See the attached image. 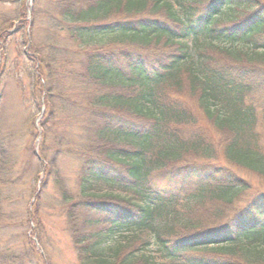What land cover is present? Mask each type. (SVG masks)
<instances>
[{
    "label": "trees",
    "instance_id": "trees-1",
    "mask_svg": "<svg viewBox=\"0 0 264 264\" xmlns=\"http://www.w3.org/2000/svg\"><path fill=\"white\" fill-rule=\"evenodd\" d=\"M26 1L0 0L16 8L0 17V64L15 48L48 111L46 181L65 150L53 136L61 110L86 134L78 190L59 188L78 264H264V190L250 195L241 176L264 184V0ZM64 37L83 46L80 73ZM4 82L0 69V111ZM41 201L21 227L37 228ZM28 233L22 263L40 264Z\"/></svg>",
    "mask_w": 264,
    "mask_h": 264
},
{
    "label": "rangeland",
    "instance_id": "rangeland-1",
    "mask_svg": "<svg viewBox=\"0 0 264 264\" xmlns=\"http://www.w3.org/2000/svg\"><path fill=\"white\" fill-rule=\"evenodd\" d=\"M41 5L43 11L47 9L46 1ZM28 7L33 5L32 0H27ZM16 8L9 5H0V17L14 16ZM32 12L28 10L27 17L30 18ZM42 28L37 31L36 43L41 45L47 41L46 28L49 27L47 21H42ZM110 43H118L112 41ZM112 44V45H114ZM63 48H68L70 52V67L75 72L80 73L81 55L75 53L82 49V45L71 42L64 37L61 44ZM7 67L4 70L1 60L0 69L5 75L3 99L0 111V162L5 164L9 178L13 184L3 186L2 195L4 201L0 199V219L6 225L0 229V264H23L21 257L28 251L22 249V240L25 232L32 238L38 255L44 260L40 264H78L75 249L73 247L66 217L62 211L59 188L65 186L72 192H77V181L79 153L76 150L77 142L86 136L85 132L80 134L78 121L67 122L66 117L71 113V108L61 110L63 116L57 121L53 136L58 141L65 144L61 153V160L58 162L57 176L53 175L46 181L45 175L38 164V154L42 141V124L45 121L47 110L44 101L36 94L33 96L30 78L27 74L23 61L16 66L18 55L15 48H11ZM78 55V56H77ZM72 56V57H71ZM31 66V65H29ZM69 82V83H68ZM79 87L78 80H75ZM68 85L70 81H66ZM81 88V87H79ZM56 102L61 103L56 100ZM61 106V104H58ZM261 145L264 148V127L261 128ZM53 136L47 143L50 147L55 145ZM73 139L74 141H71ZM69 149V151H67ZM36 156V157H35ZM252 187L251 193L255 190H264V184L255 176L243 173L241 175ZM48 182L46 189L41 190L44 183ZM41 190V191H40ZM40 191V192H39ZM42 195L40 204L39 225L36 222L24 225L23 219L26 210L34 211L35 198ZM248 194V195H249ZM4 225V226H5ZM35 231L39 233V240L35 237ZM6 259V260H5ZM29 264V263H28Z\"/></svg>",
    "mask_w": 264,
    "mask_h": 264
},
{
    "label": "snow or ice",
    "instance_id": "snow-or-ice-1",
    "mask_svg": "<svg viewBox=\"0 0 264 264\" xmlns=\"http://www.w3.org/2000/svg\"><path fill=\"white\" fill-rule=\"evenodd\" d=\"M244 212H250L251 211V206L243 210Z\"/></svg>",
    "mask_w": 264,
    "mask_h": 264
}]
</instances>
